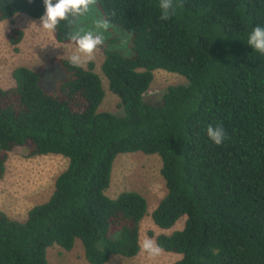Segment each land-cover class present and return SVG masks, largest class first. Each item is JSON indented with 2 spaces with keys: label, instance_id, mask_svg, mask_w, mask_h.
I'll return each instance as SVG.
<instances>
[{
  "label": "trees",
  "instance_id": "trees-1",
  "mask_svg": "<svg viewBox=\"0 0 264 264\" xmlns=\"http://www.w3.org/2000/svg\"><path fill=\"white\" fill-rule=\"evenodd\" d=\"M55 3V0H54ZM176 14L159 17V0H98L101 15L130 36L131 56L104 44L103 73L120 99L122 116L101 112L105 89L93 63L73 68L56 60L66 80L53 93L38 72L14 70L15 85L0 87V179L9 154L69 160L48 201L25 222L0 211V264H50L48 251L81 242L89 264L139 255L144 196H107L122 154L162 159L167 194L152 213L156 227H184L155 239L174 264H264V55L247 44L264 27V0H173ZM43 0H0V22L18 15L39 20ZM62 21L54 34L66 43ZM24 32L10 34L14 45ZM179 74L160 102L145 101L154 73ZM228 136L217 146L207 127Z\"/></svg>",
  "mask_w": 264,
  "mask_h": 264
},
{
  "label": "rangeland",
  "instance_id": "rangeland-1",
  "mask_svg": "<svg viewBox=\"0 0 264 264\" xmlns=\"http://www.w3.org/2000/svg\"><path fill=\"white\" fill-rule=\"evenodd\" d=\"M93 16L97 18L101 16L97 5L82 26L88 27ZM79 26L81 25L78 23L77 27ZM40 27L39 20L22 14L0 22V87L8 89L15 85L13 72L19 67H27L38 72L40 86L46 93H53L57 86L66 80V73L56 60H68V56L75 51V45L68 39L69 32L75 28L67 33L66 43H60L53 33ZM15 29L24 32L21 42L17 45L10 41V34ZM106 35L109 37L105 42L108 49L126 57L131 56V36L124 29L114 25ZM122 39L128 40L126 48L121 46ZM104 60V52L99 48L94 61L90 62L94 64L95 72L100 76L105 89V99L99 110L122 116L124 111L120 99L110 91L102 70ZM187 83V79L179 74L157 70L153 83L144 97L145 101L157 104L170 86ZM68 164L69 160L60 155L31 157L26 149L16 148L9 154L4 174L0 179V211L13 220L25 222L33 207L49 200L55 190L57 178L67 169ZM162 166L160 156L144 153L119 155L113 165L107 196L114 199L124 192H136L147 200L148 212L141 222L140 240L144 236L155 239L161 234L170 235L181 230L185 224V218H182L172 229L161 230L153 222L151 215L167 194ZM180 258L177 254L163 251L155 260H148L139 253L134 258L115 256L107 264H174ZM48 260L50 264H89L79 241L69 252L58 246L50 248Z\"/></svg>",
  "mask_w": 264,
  "mask_h": 264
},
{
  "label": "clouds",
  "instance_id": "clouds-1",
  "mask_svg": "<svg viewBox=\"0 0 264 264\" xmlns=\"http://www.w3.org/2000/svg\"><path fill=\"white\" fill-rule=\"evenodd\" d=\"M45 12L39 18L43 30L49 33H55L62 21L67 22L70 28H75L69 32L68 39L75 45V51L69 56V64L73 68H82L88 63L94 61L95 54L109 38L106 34L114 25L111 18L115 17V11L108 14V18L101 15L99 18L93 16L91 24L88 27L82 26L89 18L98 0H43ZM161 11L160 19L168 21L176 14V6L173 0H159ZM79 23V27L77 24ZM35 24V22H33ZM247 44L251 46L255 53L264 55V27L256 26L248 35ZM128 40L122 39L121 46L127 47ZM207 136L217 145L221 146L228 138L222 126L207 127ZM139 252L146 256L148 260H155L159 257L163 249L157 244L154 238L144 236L139 241Z\"/></svg>",
  "mask_w": 264,
  "mask_h": 264
}]
</instances>
